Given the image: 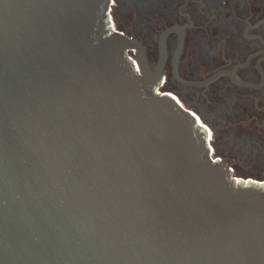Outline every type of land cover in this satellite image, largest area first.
Returning a JSON list of instances; mask_svg holds the SVG:
<instances>
[{"label": "water", "instance_id": "95a60500", "mask_svg": "<svg viewBox=\"0 0 264 264\" xmlns=\"http://www.w3.org/2000/svg\"><path fill=\"white\" fill-rule=\"evenodd\" d=\"M111 3L0 0V264H264V180L209 158Z\"/></svg>", "mask_w": 264, "mask_h": 264}, {"label": "flooded vegetation", "instance_id": "af4514ba", "mask_svg": "<svg viewBox=\"0 0 264 264\" xmlns=\"http://www.w3.org/2000/svg\"><path fill=\"white\" fill-rule=\"evenodd\" d=\"M110 14L153 71L164 40L155 91L196 116L209 158L264 180V0H112Z\"/></svg>", "mask_w": 264, "mask_h": 264}, {"label": "built area", "instance_id": "2783aa9c", "mask_svg": "<svg viewBox=\"0 0 264 264\" xmlns=\"http://www.w3.org/2000/svg\"><path fill=\"white\" fill-rule=\"evenodd\" d=\"M157 93H162V91L157 90ZM234 181H235V182L246 183V182L249 181V179H243V178H240V177H235V178H234Z\"/></svg>", "mask_w": 264, "mask_h": 264}, {"label": "bare ground", "instance_id": "6f19581e", "mask_svg": "<svg viewBox=\"0 0 264 264\" xmlns=\"http://www.w3.org/2000/svg\"><path fill=\"white\" fill-rule=\"evenodd\" d=\"M171 96L174 95L173 93H169ZM176 99V98H175Z\"/></svg>", "mask_w": 264, "mask_h": 264}, {"label": "rangeland", "instance_id": "374dc122", "mask_svg": "<svg viewBox=\"0 0 264 264\" xmlns=\"http://www.w3.org/2000/svg\"><path fill=\"white\" fill-rule=\"evenodd\" d=\"M114 19H115V12H114ZM133 57V56H132Z\"/></svg>", "mask_w": 264, "mask_h": 264}]
</instances>
